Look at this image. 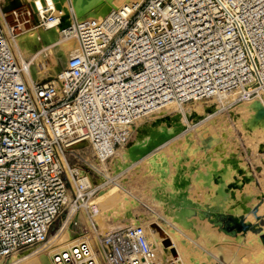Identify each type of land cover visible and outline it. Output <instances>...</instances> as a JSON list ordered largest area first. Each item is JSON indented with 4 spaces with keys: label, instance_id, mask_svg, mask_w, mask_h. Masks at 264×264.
<instances>
[{
    "label": "built area",
    "instance_id": "2783aa9c",
    "mask_svg": "<svg viewBox=\"0 0 264 264\" xmlns=\"http://www.w3.org/2000/svg\"><path fill=\"white\" fill-rule=\"evenodd\" d=\"M65 35L80 48L35 82L0 20V261L41 251L73 199L98 195L83 174L101 176L168 102L264 96V0H124L103 16L73 15ZM100 240L104 264H159L142 227ZM63 260L98 264L85 243Z\"/></svg>",
    "mask_w": 264,
    "mask_h": 264
},
{
    "label": "bare ground",
    "instance_id": "6f19581e",
    "mask_svg": "<svg viewBox=\"0 0 264 264\" xmlns=\"http://www.w3.org/2000/svg\"><path fill=\"white\" fill-rule=\"evenodd\" d=\"M5 1L9 3L11 0ZM25 1L28 2L25 6L27 11H23L26 16L32 17V20L26 23H31L32 28L18 33L17 36L14 34L12 44L20 61L30 63V78L35 82L56 77L60 70L59 62L65 65L70 55L74 56L80 48L75 38L76 43H69V38L65 35L73 25V15L79 21L96 18L124 3V0H72V6H69L68 0ZM11 5L6 7L10 9ZM47 12H51L55 20L48 23L45 29L35 27L32 23L37 22L38 17L45 16ZM50 52L56 55L55 65L43 59L44 55H50ZM35 61H38L37 64H43L38 66ZM220 98L225 99L227 103L231 99L228 106L232 107L225 114L217 115L222 106ZM247 100L249 101L239 99L237 94H233L216 97L209 107H204L203 101L196 103L194 107L188 106L189 103L168 102L148 119L141 121L137 140L128 147L115 151L112 158L115 171H112L118 172V175L115 174L116 180L112 179L113 182L110 181L111 177L109 180L106 178V182L102 184H116L130 173L129 177L134 178L137 183L135 190L139 191L143 198L154 201V208L168 220L170 226L158 220H149L143 214L137 219L130 205H136L135 201L130 202L123 198L120 205L119 191L117 193L102 187L100 200H94L97 195L88 202L83 201V209L80 212L78 209L73 210L71 218L51 239L48 249L46 246L30 255L14 256L8 264H58L57 257L61 258V264H66L63 256L74 253L81 243L88 245L91 257L98 264H104L100 240L103 233L100 230L107 229L111 220L113 223L121 218L132 227H148L147 239L154 254V261L159 264H213L219 257L227 264H264V246L260 239V235L264 233V218L258 217L264 212H261L264 208L249 206L257 197L255 180H252L254 177L246 170L243 160L225 157L228 148L226 145L229 149L231 147L227 141L230 135H233L228 116L237 117V122L240 123L238 125L241 126L248 122L255 131H259L258 124L264 128V96L259 95ZM227 113L230 115L227 116ZM201 116L204 118L203 124L174 140V135L185 128L187 119L196 120ZM106 164H101L100 168L107 171ZM132 167L133 170L124 175V172ZM82 184L91 185L90 177L86 176ZM242 186L245 187L241 189ZM244 202H249L247 206L251 209L250 213L244 209ZM90 211L92 215H89ZM241 213L246 217L253 214L255 220L259 218L253 229L247 233L246 242L242 234H227L220 227V223L233 225L232 223L240 221ZM94 214L97 216L94 217ZM108 216L112 217L108 220ZM96 219L99 220V229L95 228ZM73 226L84 228L85 233L80 238H72L69 229ZM203 247L207 248L211 255L206 254ZM212 257L215 258L211 259Z\"/></svg>",
    "mask_w": 264,
    "mask_h": 264
},
{
    "label": "rangeland",
    "instance_id": "374dc122",
    "mask_svg": "<svg viewBox=\"0 0 264 264\" xmlns=\"http://www.w3.org/2000/svg\"><path fill=\"white\" fill-rule=\"evenodd\" d=\"M7 1H10V0H7ZM12 1V0H11ZM6 2L5 0H0V11H1V15H0V20L1 22L3 23V27L5 28V30H7L8 32L11 33V37L15 34L16 36L18 35V33H23L29 29L32 28L31 26V23H26L28 22L29 20H32V17L30 18V16L28 17V15L26 16V12L27 11V8H25V6L28 5V2L27 1H19V0H13L12 2ZM19 1V2H18ZM121 2V1H120ZM7 3V4H6ZM18 3V4H17ZM4 4V5H3ZM6 4V5H5ZM8 4H12L14 5V7L12 8V5L9 6L11 7V11L8 7ZM23 6H20L22 5ZM7 6V7H6ZM6 7V8H4ZM13 9V10H12ZM15 9V10H14ZM25 10V11H23ZM4 11V12H3ZM10 11V12H9ZM20 12V13H19ZM13 13H17V17L13 15ZM54 13V12H53ZM3 14V15H2ZM23 14V15H22ZM55 14V13H54ZM49 15H52V13H48L47 16ZM56 15V14H55ZM44 16V15H43ZM41 16V17H43ZM47 16L45 15V18H47ZM54 16V15H52ZM57 16V15H56ZM40 16L38 17V21L37 22H33L32 24L35 25V27H40V28H43L45 29L46 26H44V23L45 22V19L41 18ZM30 18V19H29ZM38 25H36V24ZM5 24V25H4ZM29 26V27H28ZM8 27V29H7ZM12 27L15 28L14 30V33L12 34ZM18 31V32H17ZM16 32V33H15ZM64 37V36H63ZM69 38V40H67L69 43H73L75 42L74 39H70L71 37L70 36H67ZM14 39V36L12 37ZM66 38V37H64ZM76 43V42H75ZM74 44V43H73ZM47 54V53H46ZM44 55L43 59L45 60V62L49 63V64H56L57 61H56V55L54 56L51 52H50V55L47 54V55ZM70 58H71V55H70ZM69 58V59H70ZM38 61H35V63L37 64ZM68 62V61H67ZM45 63V65L47 64ZM43 63H40V64H37L38 66L42 65ZM67 64V63H66ZM65 65H62V63L59 62V67L60 69H63ZM36 65V66H37ZM48 65V64H47ZM38 70H41V68ZM41 72V71H40ZM46 80V79H45ZM47 80H51L50 78H48ZM42 81V80H40ZM214 99L212 100H207V101H196V102H191L189 104H187L188 106H192L194 107L196 103L198 102H202L203 103V106L204 107H209L210 103L213 101ZM221 102H222V106H220L219 110L217 111V115L219 114H225L226 112H228V110L232 107V106H228L229 105V102L231 101V99L228 100V103L226 102L225 99H222L220 98ZM253 100V99H252ZM246 101H249V100H246ZM179 107H184V106H179ZM215 115V116H217ZM227 116L230 115V113H227L226 114ZM260 116V117H259ZM258 118L260 119L261 118V115H259ZM228 120H229V124H231V127H232V136L230 135V138L227 142H229L228 144L231 146L230 149H229V146L226 145V148L227 149V152H226V155L228 156H225L226 159L228 158H231V159H240L242 162H243V165H245L246 167V170L248 171V173L253 176L254 178H252V180L254 179L255 180V185L254 186V189L257 191L256 192V196L254 199H253V202L252 203H249V202H244V205L246 206V210H248V213H250L251 209L249 208L250 207H259V208H264L263 204H264V128H262V125L261 124H258L257 126L259 127V131H255L252 129V127L250 126L251 124H249L248 122H245L243 123V125H238L240 124L237 119V117H233L231 118L230 116H228ZM203 116L197 118L196 120L195 119H187V122L185 124V128L181 131V132H178L177 134L174 135L175 139L176 140L177 138H180L182 136H184L185 134L187 133H190L191 131H193L194 129H196L198 126H200L201 124H203ZM263 120V119H261ZM260 120V121H261ZM142 123V122H140ZM138 123V126L136 128V135H135V138L132 142H134L135 140H137L136 137H138V134H139V127L142 125ZM246 124V125H245ZM247 126V127H246ZM261 127V128H260ZM138 132V133H137ZM235 136V138H234ZM231 139V140H230ZM234 139V140H233ZM235 141V143H234ZM237 141V142H236ZM232 144V145H231ZM234 144V145H233ZM234 147V148H233ZM213 148L216 149V146H214ZM233 148V150L231 149ZM236 148V149H235ZM232 150V151H231ZM237 150V151H236ZM229 151V152H228ZM234 152V153H233ZM236 154V156H235ZM84 155L87 156L90 160V162L94 163L95 161V158H93L92 156V151L91 150H88L86 149L84 151ZM112 162V163H111ZM109 163V164H108ZM113 159H110L108 162H107V166H106V169H103L102 171V174L101 176H96L95 174H83V176H89L90 177V180L92 182V184H94V186H98L99 187V193H98V196L94 199V200H100L99 198V194L101 193L102 191V187H107V189L109 190H114L118 193L119 191V195L121 196L120 197V201H119V204L121 203L122 204V200L121 199H126L127 201H135L137 204L133 205L131 204L130 202V208H131V211L133 212V214L135 215V217L137 219H139L141 216L140 215H144L147 217V219L149 220H158L159 222H161L162 224L164 225H168L170 226L169 222L167 219H165V217L159 213L158 210H156V208H154V201L152 199H145L143 198L139 191H136L135 190V186H137V183L134 182V178L132 179L131 177H129L130 173L132 170H133V167L130 168L129 170L125 171L124 172V175L129 173L128 176H126L124 178V180H121L120 182L118 181L116 184L115 183H111L110 185L109 184H105L103 185L102 182H106V178L111 182H113V180H116L114 179V177L116 178L115 174L118 175V172H114L115 171L113 168H114V165H113ZM221 165H222V162H221ZM224 166V165H223ZM113 170V171H112ZM107 172V173H106ZM109 173V174H108ZM110 173H111V176H110ZM110 176V177H109ZM123 176V174H122ZM103 177L105 178L104 180H101V178L103 179ZM118 177V176H117ZM113 179V180H112ZM252 180H248V182H251ZM122 182V183H121ZM121 183V184H120ZM136 184V185H135ZM108 185V186H107ZM119 185V186H118ZM133 187V188H132ZM245 186H242L241 189H243ZM118 189V190H117ZM127 189V190H126ZM123 190V191H122ZM137 193H139L138 195L140 196H137ZM127 195V196H126ZM133 198V199H132ZM142 198V199H141ZM123 199V200H124ZM149 200V201H147ZM88 202V201H87ZM259 202V203H258ZM83 202H77L76 199H73V204L75 205V209H78V211L80 212L81 209H83V205H82ZM128 203V204H129ZM152 203V205H151ZM249 203V206H247ZM120 204V205H121ZM251 204V205H250ZM99 205L97 204V207ZM261 208V209H262ZM98 209L100 210V208L98 207ZM264 211L261 210V212ZM99 212V211H98ZM83 213L85 214V211H83ZM264 212L260 213L261 215H258V217H261V218H264ZM98 214V213H97ZM97 214H94V217L97 216ZM72 212H68L67 210L59 217V219L55 222V224L52 226L51 230L49 231V234H48V239H47V242H46V249H48L51 245V239H53V237L55 235L58 234V232L62 229V227L64 226L65 222L71 218L72 216ZM87 216V215H86ZM110 216V215H109ZM107 217L108 220L112 217ZM119 217H122V215H119ZM239 219L240 221L238 222H235V223H238L239 225L241 226H245L243 229H240L238 227H234V224L235 223H232L233 225H229V224H224L223 223H220V227H222L224 229V231L227 233V234H230V233H233L234 235H238V234H242V238L244 239V241L246 242L247 241V233L249 231H251L254 227V223L257 221V218L255 220L253 214L250 216V217H246L244 216L242 213L239 215ZM101 219V218H99ZM97 220V219H96ZM94 220V223H95V228L96 229H99V220ZM253 220V221H252ZM113 220H111V222L109 224V226H111L109 228L108 226V230L105 228L104 230H100L103 235H106V234H109L112 230L114 229H118V228H121V229H124V228H129V227H132L129 223H127L125 220H123L121 218V220L117 221L115 220L113 223H112ZM125 221V222H124ZM233 221V220H231ZM115 222H119V223H115ZM121 222V223H120ZM227 223V222H226ZM117 224V225H116ZM125 225V226H124ZM127 225V226H126ZM137 227H142V226H137ZM226 227V228H225ZM78 228V229H77ZM147 228L148 227H143V229L145 230V232L147 233ZM83 232H81V231ZM105 231V232H104ZM107 231V232H106ZM85 233L84 232V228L82 229V227H79V226H73L72 228L69 229V234L72 238L74 239H77V238H80L81 235ZM84 242V241H83ZM45 249V250H46ZM203 249H205L206 251V254H209L211 255L210 251H207L208 249L203 247ZM14 256H25V255H14ZM10 257L8 258L7 260H4V261H0V263L2 264H8L9 261L14 257ZM215 258V257H214ZM213 257L211 259H214ZM213 264H227L224 259L222 257H219L217 258V260H215V262Z\"/></svg>",
    "mask_w": 264,
    "mask_h": 264
},
{
    "label": "water",
    "instance_id": "95a60500",
    "mask_svg": "<svg viewBox=\"0 0 264 264\" xmlns=\"http://www.w3.org/2000/svg\"><path fill=\"white\" fill-rule=\"evenodd\" d=\"M61 70V69H60ZM60 70H59V72H60ZM233 222H234V220H233ZM235 223V222H234ZM246 226V225H245ZM245 226H241V225H239L238 223H235L234 224V227H238V228H240V229H243ZM260 239H261V241H262V244H263V246H264V233H262L261 235H260Z\"/></svg>",
    "mask_w": 264,
    "mask_h": 264
}]
</instances>
